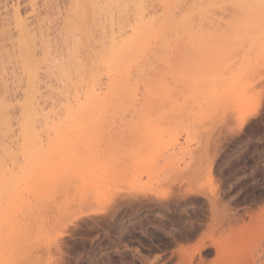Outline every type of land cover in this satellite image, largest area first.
I'll list each match as a JSON object with an SVG mask.
<instances>
[{"label": "bare ground", "instance_id": "1", "mask_svg": "<svg viewBox=\"0 0 264 264\" xmlns=\"http://www.w3.org/2000/svg\"><path fill=\"white\" fill-rule=\"evenodd\" d=\"M2 1L9 3L0 5V10L3 9L0 12V139H2L0 152L7 155L6 161L9 164L4 166L6 168L3 172L0 166V264L25 261L37 263L40 259L38 251L27 250V252L21 244L28 235L43 233V235L54 234L57 238L54 245L50 244V247H53H48L52 250L50 258L53 257L54 260L55 257V264H70L67 263L63 238L71 226L77 225L78 222L68 218L67 211L57 215H47V213L42 215L40 211L43 206L47 203V206L52 204V201L44 200L47 198L45 196L49 197L53 190L55 194L59 190L60 193L64 192L68 185L70 188L73 184L75 186L73 189L78 188L81 193L85 190L84 196L83 194L81 196V193L74 196L75 198L78 196L79 199L75 200H80L81 203L85 201L88 204L89 197H93L94 192L99 196L105 181L102 179V174L94 171L93 167L96 166L95 155L101 157L105 153L100 149L103 143L100 133L103 117L110 112L113 114L137 112L138 109L135 108L137 106L142 109L141 111H149L150 107L161 106L165 102L163 98L170 92L175 95V91L170 90L168 86L165 87L159 77L152 80L150 72L158 65L171 67L170 60L163 56L181 46L180 40H186L189 46L179 64L180 70L189 77L188 87H185L187 90L184 89L191 97L194 96L193 93L198 92V87L201 90L203 86L195 81V76H200L199 81L206 76H216L215 74L222 71L227 64L225 63L229 59L227 57L236 53L237 48L239 50L242 46L241 48L248 52L257 48L256 53L258 48L264 51V42H262L264 23H262L259 0H230L238 2L239 6L236 7L239 11L225 29L220 31L213 28L206 32L198 30L193 35L190 31L192 17L194 14H201L200 9L206 8L209 0H95L105 6L87 10L70 7L76 0H0V4ZM80 2L83 3L84 0ZM88 2L91 3L92 0ZM85 15L88 17L87 21L83 20ZM52 16L53 19L57 17L55 21L52 20ZM49 19H51L50 23ZM50 24L56 27L55 35L64 40L61 41V45L63 43L64 48H70L66 63L61 57L59 58L63 63L57 59L58 57L50 58V43L53 35L48 31ZM52 39L55 41L54 38ZM58 46L61 48L60 44ZM198 54V57L202 58L200 62L195 63L194 57L196 58ZM49 77L57 81V86L53 84L56 88L49 84ZM11 85L20 86L19 96H15L18 86L15 90L14 87L11 89ZM10 89L15 95L11 94ZM168 89L170 92L167 91ZM52 94L54 96L51 98ZM169 95L165 97L167 100L170 99H168ZM177 97L176 94V101L179 100ZM172 98L171 102H173ZM52 122H62L58 127L60 133L68 128L83 132L79 136V142L84 144V147H80L82 152L73 151V154L70 152L72 149L70 146L68 148L70 151L66 153L73 155L65 159L66 153L58 150L45 153L29 149L26 139L35 138L38 132L48 129L49 123ZM51 128L54 130L56 127L51 125ZM154 134L150 137L151 141L147 138L150 142H146V146L154 145V147L150 145L153 151L163 139L159 134H155L156 137ZM14 136L22 141L23 150L19 154L23 159L20 158L19 161L22 159L20 162L17 161L18 155L16 157L15 153L13 155L16 158L13 159L12 156L10 158V153L7 152L9 147L6 148L9 141H11L10 145L15 141L6 140L7 144L3 142V138L5 140ZM145 136L148 137L147 134ZM158 139L159 144L156 142ZM1 143L6 144L5 147ZM144 149L151 153L148 146ZM212 157L214 159V155ZM192 164L180 168L178 176L181 178L193 174L195 167ZM92 170L100 175L92 174ZM213 174L214 170L210 163L208 175L212 179L210 181H213L217 187V180ZM115 179L111 178L112 185L120 180ZM45 185L49 189L45 188ZM99 185L102 188H99ZM58 186H63V190ZM93 186L98 189H94ZM81 187H83L82 191ZM46 189L53 190L48 192ZM196 190L179 194L172 203L165 201L163 203L159 200V196V199L150 196L151 193L143 192L141 196L133 197L135 201H139V206L141 205L142 208L145 206L149 211L159 208L158 212L164 209L162 213L177 208L182 209V206L196 205L195 203L198 204L203 199L206 201L207 212H203L202 205L198 208L196 220H189L186 223V219V224L183 221L185 228L182 227V231L180 228L175 229V235L168 237L167 244L173 246L176 244L179 248L177 249L179 262L170 264H239L240 261L257 264L260 253L250 246V237L254 229H258L261 213H264V207L252 210L260 199L259 193L250 191L249 195L246 193L232 202L224 203L216 194L208 196ZM28 192H32L30 195L32 198L33 195L35 197L32 200L35 201L34 205L26 202L25 197H21ZM43 194L45 198L41 199ZM82 197L83 199H80ZM19 198L25 199L24 202L29 204L26 206L27 212L23 209L25 212L23 215L19 213L21 208L19 212L11 209L14 203L19 205L16 204ZM66 200L62 199V203ZM77 206L82 205L79 203ZM129 206L131 211L132 203L129 202ZM236 226L238 227L235 228ZM189 241L196 242L191 250L184 246ZM124 255L121 252V256ZM209 258L211 263H205Z\"/></svg>", "mask_w": 264, "mask_h": 264}, {"label": "rangeland", "instance_id": "2", "mask_svg": "<svg viewBox=\"0 0 264 264\" xmlns=\"http://www.w3.org/2000/svg\"><path fill=\"white\" fill-rule=\"evenodd\" d=\"M213 1L209 0L207 7L203 10L200 9L202 13L198 15L194 14V17H192L190 30L192 35L196 34L198 30L206 32L215 28L221 31L227 27V24L232 21L236 15H238V2L215 0L213 3ZM6 3L9 2L2 1L0 5H5ZM1 10L3 11V9ZM1 10L0 12H2ZM53 17L54 16L51 18L55 21L57 17L54 19ZM50 21L51 19H49V23ZM51 24L48 25L50 28L48 31H51L50 33L51 35L53 34L52 38H54L55 41L51 38L50 58L56 59L58 57L57 59H60L59 57H61V59L63 58V62L66 63L70 48L65 47V49L62 46L63 43L61 45L63 39L55 35L54 29H56V27H52ZM180 42L179 44L181 46L173 52L168 54L164 53L165 55L163 58L170 60L171 67L158 65L153 67L150 72V78L152 80L159 77L165 87L168 86L170 90L172 89V91H175L179 99L178 101L175 99L176 94L174 95L172 93L175 103H173L174 99L172 97L173 102H171L170 95L172 94H170L171 92L168 89L167 91L170 92V95L168 94V99L170 98V101L165 98L168 96L166 95L164 97L166 100L163 98L165 102L161 106L150 107L149 111H141L142 109L140 110V107L137 106L135 107L138 109L137 112H121L120 114H113L110 112L103 117V122L101 123L102 131L100 132L103 143L100 149L101 151L103 149L105 153L101 157L95 155L94 163L96 162V166H94L95 168L93 167V170L95 169L94 171L102 174V179L105 181L103 189H99V196H96L94 192L93 197H89L90 200L86 198L88 204H86L85 201L81 203L80 200H75L79 199L78 196L76 198L74 197L75 194H80L81 192L78 188L73 189L75 188L74 184L73 187L70 186L72 189H70L67 184L68 187L64 189L66 190L64 191L66 194L61 191L63 198L62 195H60V190L58 192L56 191L55 194V190L53 189L54 192L50 189L52 193H50L49 197L47 195L49 193H46L47 196L44 195V192V194L41 195V197L43 196L41 199L47 197L44 199L45 201H52V204H49V206H47L48 203L46 202L47 208L43 209L46 207L45 205L43 206L42 209L44 211L42 209L40 211V213H43L42 215H46V213L47 215H57L67 211V217L73 218L72 220L75 219L78 222L77 225L71 226L68 233L64 234L63 242L64 247L66 246L67 248H65L68 259L67 263L103 264L104 261L111 258L112 254L121 255V252L124 254L127 253L131 260L141 261L143 264H155L157 260H163L164 263L168 264L178 263V245L174 244L173 246V244L169 245L166 243L162 248L160 243L150 241L149 244H144L140 239L144 234L138 233L134 238L133 233L136 232L138 227H141L139 225L144 226L146 223H148L147 225L154 224L157 221H163L166 217H173V215L174 217L182 218L181 220L184 221V223L186 219V223H188L189 220L194 221L197 218V211L199 212L198 208L202 205L203 212H207L206 201L203 199L198 204L195 203L196 205L191 204L182 206V209L165 210L166 213H162L164 209L163 211L160 210L161 212H158L159 208H155V210L153 208L149 211L146 210L145 206L143 208L141 205L139 206V201L137 199L138 202L135 201L133 197L137 195L141 196L143 192L147 194L151 193L150 196L152 195L153 198H158L159 196L160 199H158L162 200L163 203L164 201L172 203L179 194L193 192L194 189H197L196 191L203 192L208 196L216 194L217 198L225 203V201L232 202L240 198L243 194L247 193V195H249L251 192L253 193L256 191L259 193L260 199L253 206L252 210L264 207V174L261 173L260 162L261 156L264 155V142H262V136L260 134L261 129L264 128V119H262V117H264V51L258 48L260 52L257 50L256 53L255 49L257 48H254V51L251 48V52L241 48L242 46L239 50L237 48L236 53L234 52L235 54L233 53L230 55L232 57L228 56L227 58L229 59H225L227 60V62H225L227 64L224 65L222 71L215 74L216 76H206L202 81H199L200 76H195V81L201 83L204 87L202 86L201 90L198 87V92L195 91L196 93H193L194 96L192 95L193 97H191L190 93L187 94L185 91V87H188L187 83L189 77L180 70V62L183 55L188 51L189 46L186 40H180ZM59 44L61 48L58 46ZM56 47H58L59 50ZM198 56L199 54L196 55V58L194 57L195 63L201 61L202 57L199 58ZM62 60L60 62H62ZM49 79V84L52 87L53 84L57 86V81L53 77H49ZM16 86L18 85H11V89L14 87L16 90ZM19 87L20 86H18V89L15 91L16 95L13 93L14 91L10 89L12 91L11 94L19 96ZM53 96L54 94L51 95V98ZM187 96L191 98L189 97L186 99L185 97ZM163 100L161 99L162 102ZM177 104L179 106H176ZM146 109H148V107H146ZM60 124H62V122L49 123L48 129L40 133L38 132L35 138L26 139L29 143L28 148L32 149V151L40 150L45 153H51L55 150L68 153L70 151L68 148L71 146L72 149L70 152L73 153L74 151V153H79V151H81L80 147H84V144L79 142V136L83 134V132L68 128L60 133L58 128ZM51 125L56 128L52 130ZM154 133L157 135L159 134L163 139L160 138L162 140L160 144L159 139L156 141L159 145L154 151L151 149L150 143V145H147L151 150V154L144 148L147 147L146 142L148 143L151 141L150 137L151 135L153 136ZM146 134L148 137L145 136ZM155 134L154 136L156 137ZM147 138L148 140L150 139V141H148ZM6 140H12V142L15 141V143L10 145L11 141H9L10 143L8 142V144L10 146H7ZM0 141H2V139H0ZM3 142L6 143H1L3 147H5V145L6 148L9 147L7 148L9 149L7 152L9 151L10 154H7L10 156H8L10 158L12 156L14 159V157L18 155V157L15 158L19 161V159L22 158L19 153L23 150L21 139L14 136V138L12 137L5 140L3 138ZM151 146L154 147V145ZM146 152L149 153V156ZM67 153L64 156L65 159H69L74 154L67 155ZM212 155H214V159H212ZM6 156L5 153L3 154L2 151L0 152V166L2 172L6 168L4 166L9 164H7ZM55 158L57 160V157ZM209 158H211L212 161H210ZM242 159L243 163H241ZM9 161L10 159L8 158V162ZM210 163H212L215 180H217V187L214 185L213 181H210L212 179L208 175ZM186 164L194 165L195 171L193 174L180 178L178 176V171ZM93 170L91 172L92 174H96V176L100 175L99 173L93 172ZM111 178H116L115 180L118 178L120 180L112 185L113 181ZM103 180L100 181L102 182ZM107 181H111V183L107 184ZM47 185H45V188H48ZM101 186L99 185V188ZM62 188L63 186L61 189ZM93 188L98 189V187L94 186ZM48 189H46V191ZM50 190H48V192H51ZM82 190L83 187H81V191ZM89 190H87V192ZM76 191H79V193H76ZM84 191L85 190L82 191L81 196ZM96 191L98 193V190ZM29 193L30 192L23 194L21 197H25L26 202H31V205H34L35 201L32 202V200L33 198L35 199V197L33 195L32 198L30 196L32 192ZM71 198L75 200V203ZM163 198L166 199L163 200ZM19 199L16 203H19V208L14 203L11 209L19 212L21 208L22 210L19 213L23 215L25 214L23 209L26 211L28 209L26 206L29 204L24 202L25 199ZM21 199H23V202ZM62 199L67 200L62 203ZM80 199H83V197ZM131 199L132 201H130ZM133 200L135 202H133ZM77 201V204L80 203L83 207H78L76 204ZM129 202L133 205L131 211L129 209ZM157 204H159V202ZM21 205H24L25 208ZM66 206H69V208ZM61 208L67 210H61ZM17 211L15 212L17 213ZM64 215L66 216V214ZM137 223H139V225H137ZM237 227L238 226L235 228ZM181 229L182 228H180V231H182ZM43 234H33L34 236L28 235L25 240H22L23 242L21 245H24L23 247L26 248V251H38L40 259L34 264H55V257L54 260L52 259V255V258H50L49 255L52 254L50 252L52 250L48 249V247L52 248L53 246L50 247V244L54 245L57 238L54 234V236L50 234L53 237L48 234ZM65 243L67 245H65ZM195 243V241H189L184 244V246L188 250H191ZM40 244L42 245L40 246ZM27 247H29V249ZM141 248L143 251L140 250ZM45 249H47L48 252ZM208 260L205 263H211L210 258Z\"/></svg>", "mask_w": 264, "mask_h": 264}, {"label": "snow or ice", "instance_id": "3", "mask_svg": "<svg viewBox=\"0 0 264 264\" xmlns=\"http://www.w3.org/2000/svg\"><path fill=\"white\" fill-rule=\"evenodd\" d=\"M95 0L91 3L88 0H84L83 3L80 0H76L75 3L70 5L72 8H83L85 10L89 8L104 7ZM259 7L262 12V23H264V0H259ZM88 17L85 15L83 17L84 21H87ZM262 42H264V29H262ZM7 68L8 65L6 64ZM264 119V117H262ZM262 142H264V128L261 129ZM261 162V173L264 174V155L260 158ZM243 163V159L241 161ZM183 221L179 217H167L163 221H157L154 224L144 225L138 227L135 233H133L134 238L138 233H143L144 235L140 237L144 244H149L151 242L160 243L163 248L164 244L168 242V237L175 235V229L182 228ZM250 246L260 253V259L257 264H264V213H261L258 229H254L250 237ZM138 247V245H137ZM143 251V249H140ZM23 264H29L28 261L23 262ZM34 264V262H33ZM103 264H143L141 261H133L129 258V255L125 254L121 256L119 254H112L109 260L103 262ZM155 264H164L163 260L155 261ZM239 264H247L245 261H240Z\"/></svg>", "mask_w": 264, "mask_h": 264}]
</instances>
